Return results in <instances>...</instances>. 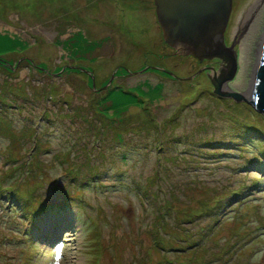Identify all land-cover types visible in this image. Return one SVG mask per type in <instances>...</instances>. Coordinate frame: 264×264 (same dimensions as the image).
<instances>
[{
	"label": "rangeland",
	"instance_id": "374dc122",
	"mask_svg": "<svg viewBox=\"0 0 264 264\" xmlns=\"http://www.w3.org/2000/svg\"><path fill=\"white\" fill-rule=\"evenodd\" d=\"M231 1L222 89L246 95L264 0ZM153 10L0 0V264H264V115L212 92L225 61L136 75L161 44Z\"/></svg>",
	"mask_w": 264,
	"mask_h": 264
},
{
	"label": "water",
	"instance_id": "95a60500",
	"mask_svg": "<svg viewBox=\"0 0 264 264\" xmlns=\"http://www.w3.org/2000/svg\"><path fill=\"white\" fill-rule=\"evenodd\" d=\"M152 3L156 23L167 45L181 55H191L198 60H225L226 66L222 76L211 80L212 92L221 97H229L235 102H244L264 115V37L248 94L241 95L229 89H222L235 72V56L223 42L232 1L152 0ZM109 81L110 79L107 83Z\"/></svg>",
	"mask_w": 264,
	"mask_h": 264
},
{
	"label": "flooded vegetation",
	"instance_id": "af4514ba",
	"mask_svg": "<svg viewBox=\"0 0 264 264\" xmlns=\"http://www.w3.org/2000/svg\"><path fill=\"white\" fill-rule=\"evenodd\" d=\"M154 12V10H153ZM154 17H155V14H154ZM156 21V19H155ZM157 28H158V31H159V43H161L159 46H158V49L159 51H155L154 49H148L146 47V43L145 42H142L143 45L147 48L145 53L143 52V54L145 56H147L148 54L151 56V59H153L155 62L154 63H151V64H146V65H142L140 68H138L137 70H134L138 73H136V75H143L145 73H152L154 76H159V75H164L166 76L167 78H170V79H173L174 81H179L181 80L182 78L181 77H178L177 75H175L172 71L169 70V61L171 58L173 57H177V58H181V57H185V56H188L190 58H192L194 61L196 62H199V63H202V62H209V66L208 65H205L203 64L202 66L207 68V70H211V68L213 67V65H216V67H222L223 63L225 60H222L221 58H210V59H202V60H198V59H195L193 56L191 55H181L179 54L174 48L170 47L169 45H167L163 39H162V36H161V32H160V29L157 25ZM226 28V27H225ZM225 31V30H224ZM246 32H247V29H243L242 31V36H240V40H243L245 35H246ZM224 34V33H223ZM239 38V37H238ZM72 40V39H71ZM92 40L88 39L86 41V43L88 44V49L85 51L84 53V56L83 58L86 59L88 62L91 60V56H86L87 54H90L92 51L94 52H99L101 49H102V44L103 42H97L95 41L94 43L91 42ZM158 44V43H157ZM226 44H229V42H226ZM138 45V44H137ZM153 47H157V45L155 44ZM111 50L113 48V46L111 45V47H109ZM225 57V56H223ZM118 67L114 68V70L112 71V73L110 74V77L114 78V77H120V76H123L121 74H116L115 72L120 69L122 70L124 73V76H129V75H134V74H130L128 72H126L123 68L120 67V65H117ZM68 70L73 72V71H79L78 68H81V67H78L76 65H68ZM83 69V68H82ZM86 70L87 72L89 73H86V72H82L84 75H86L88 77V79L90 80V76H92V79H93V71L92 70H89V69H84ZM169 73H171L173 76H171ZM209 72L205 73V80L210 83L211 85V80H217L218 76L215 75V77L213 76H210L211 74H209ZM118 75V76H117ZM92 84H93V87L95 89H100V87H95L94 86V83L93 81L91 82V80L89 81V89H92ZM96 91V90H94Z\"/></svg>",
	"mask_w": 264,
	"mask_h": 264
},
{
	"label": "bare ground",
	"instance_id": "6f19581e",
	"mask_svg": "<svg viewBox=\"0 0 264 264\" xmlns=\"http://www.w3.org/2000/svg\"><path fill=\"white\" fill-rule=\"evenodd\" d=\"M261 27H262V33H261L262 35L260 36V38H261L262 41H263V37H264V22L262 23V26H261ZM261 45H262V43H261ZM261 45H260V49H261ZM257 46H258V45H257ZM260 49H258V50L256 51V52H257V53H256V55H257L256 65H257V62H258V57H259V55H260ZM256 65H255V67H257ZM255 69H256V68H255ZM251 85H252V84H251ZM227 88H229V87H227Z\"/></svg>",
	"mask_w": 264,
	"mask_h": 264
},
{
	"label": "trees",
	"instance_id": "16d2710c",
	"mask_svg": "<svg viewBox=\"0 0 264 264\" xmlns=\"http://www.w3.org/2000/svg\"><path fill=\"white\" fill-rule=\"evenodd\" d=\"M6 106V105H8L6 102H5V104H2L1 106ZM210 155H214L213 153H211ZM37 209H39V208H36V209H34L33 211H31V212H35ZM30 220H31V217H30Z\"/></svg>",
	"mask_w": 264,
	"mask_h": 264
}]
</instances>
